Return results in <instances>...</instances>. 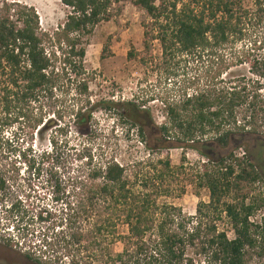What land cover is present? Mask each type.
<instances>
[{
	"label": "trees",
	"instance_id": "trees-1",
	"mask_svg": "<svg viewBox=\"0 0 264 264\" xmlns=\"http://www.w3.org/2000/svg\"><path fill=\"white\" fill-rule=\"evenodd\" d=\"M249 1L256 19L262 20L264 0ZM58 2L66 10V15L63 23L51 33L38 29L37 16L31 8L0 3L1 128L21 123L33 132L45 126L48 121L43 122L39 100H51L55 88L64 81L67 86L62 93L66 96L71 76L80 80L74 85L75 103L62 112L52 113V116L55 115L57 120H61L62 116L73 120L78 131L86 128L90 108L86 109L87 87L80 79L84 75L81 40L89 36L98 24L110 21L122 3H129L147 19V23L140 25L142 47L148 50L155 42L161 56L170 55L173 50L185 56L200 52L214 57L229 39L240 34L241 20L248 16L247 11L241 8L240 0ZM261 44L257 49L260 51L258 58L245 59L255 77V85L260 83L252 95L246 93L244 86L230 84L219 87L216 84L211 85L208 91L186 98L179 106L167 105L164 108L165 123L158 129L161 139L164 142L173 141L179 149L193 148L206 141L224 148L229 142L237 143L244 137L258 136L260 126L264 127V111L261 109L264 107V93L261 92V96L257 93L264 86V40ZM127 57L130 59L131 53ZM102 58L103 50L100 54ZM220 75L219 69L212 79H218ZM35 104L36 112H33ZM240 107H245L247 113L239 122L235 112ZM139 114L142 113L137 109H128L125 118L133 120ZM49 144L53 143L50 141ZM47 156L41 154L40 158L46 159ZM83 160L88 169L86 181L90 184L86 190L88 200L100 201L107 212L112 211L114 221L107 216L102 225L83 235L67 227L71 218L63 219L61 230L67 232L71 248L85 250L89 246L97 245L96 248H99L97 238L102 235L113 238L116 224L124 227L125 234L115 237L120 250L114 255L101 254L99 264H249L250 254H254L259 261L263 258L264 210L258 223H253L250 218L259 206L253 200L245 204L247 188L261 178L248 161L238 160L229 153L211 165L208 162L201 164L196 186L206 190L207 203L198 202L194 216L183 217L178 209L155 205L160 193L149 190L147 180L141 183L139 191H134V183L126 176L125 168L112 160L99 167L91 166L89 155ZM3 190L4 183L0 178V194ZM90 190L93 193L90 194ZM54 192L52 200L57 204L61 202L57 186ZM226 199L229 202L224 201ZM81 205L82 202H75L74 207ZM63 207L64 211H70L69 207L73 206L72 203H65ZM0 209L10 220L9 227L17 231V227L11 224L17 225L22 220L24 212L20 204H6L0 196ZM221 217L228 222L231 239L217 230L215 223ZM3 243L13 247L11 240ZM42 248L43 245L38 247L37 256L44 254L39 251ZM188 252L197 258V262L188 256ZM67 264L81 263L77 258L70 257Z\"/></svg>",
	"mask_w": 264,
	"mask_h": 264
},
{
	"label": "rangeland",
	"instance_id": "rangeland-1",
	"mask_svg": "<svg viewBox=\"0 0 264 264\" xmlns=\"http://www.w3.org/2000/svg\"><path fill=\"white\" fill-rule=\"evenodd\" d=\"M240 1L241 8L248 13L239 25L240 34L229 39L214 57L200 52L185 56L173 50L170 55L161 56L155 42L144 50L140 25L147 23V19L127 2L120 4L110 21L98 24L81 40L84 75L80 79L87 87L86 109L90 108L86 128L78 131L73 120L65 116L57 120L52 116L74 105V85L80 80L72 76L66 96L62 93L67 86L64 81L55 88L51 100H39L43 122L48 123L38 131L30 132L21 123L0 127V178L4 183L0 196L6 204L18 202L24 212L21 222L11 224L17 227V232L10 233L5 231L10 220L0 209V245L11 240L15 252L29 256L37 264H67L70 257L77 258L81 264H99L101 254L114 255L120 250L115 240L117 235L125 234L120 225H115L113 238L102 235L97 238L99 248L96 245L85 250L71 248L67 232L61 230L63 219H77L70 224L66 222L67 227L83 235L102 225L107 216L114 221L112 211L107 212L100 201L88 200L86 190L90 184L86 181L88 169L83 160L87 155L94 167L109 160L124 167L126 176L134 183V191H139L141 183L147 180L149 190L160 193L155 199L156 206L172 207L183 217H193L196 204L207 203L206 190L196 186L201 164L211 165L231 153L236 159L252 164L260 175L261 180L247 188L245 201L247 204L253 200L259 206L250 218L258 223L264 210L262 125L258 136L229 142L224 148L206 141L193 148L179 149L171 140L164 142L158 131L165 123V106H179L186 98L210 90L211 85L244 86L249 96L260 86V83L255 85L245 59L260 56L257 49L264 40V18L256 19L249 0ZM0 3L31 8L37 16L38 29L46 33L61 25L66 15L58 0H0ZM219 69L221 75L213 80ZM261 92L264 93V86L258 95ZM132 108L142 114L127 120L125 115ZM245 109L237 108V121L247 113ZM261 109L264 111V107ZM41 154L48 156L42 159ZM55 186L61 199L57 204L52 200ZM79 201L81 207H74ZM65 203H72L70 211L63 210ZM215 224L218 231L232 238L226 219L221 217ZM40 245L44 248L39 251L44 254L37 256ZM188 256L197 262L191 252ZM262 263L264 256L259 261L254 254L249 255V264Z\"/></svg>",
	"mask_w": 264,
	"mask_h": 264
},
{
	"label": "flooded vegetation",
	"instance_id": "flooded-vegetation-1",
	"mask_svg": "<svg viewBox=\"0 0 264 264\" xmlns=\"http://www.w3.org/2000/svg\"><path fill=\"white\" fill-rule=\"evenodd\" d=\"M4 244L0 245V264H37L35 261L29 259V257L25 255H19V253L13 250V247H10L7 250Z\"/></svg>",
	"mask_w": 264,
	"mask_h": 264
},
{
	"label": "built area",
	"instance_id": "built-area-1",
	"mask_svg": "<svg viewBox=\"0 0 264 264\" xmlns=\"http://www.w3.org/2000/svg\"><path fill=\"white\" fill-rule=\"evenodd\" d=\"M5 231H7V232H10V233H13L14 232V230H12L10 227H8V229H5ZM15 232H17V231H15ZM226 235V234H225ZM227 237V236H226ZM16 240V239H15ZM0 242H1V240H0Z\"/></svg>",
	"mask_w": 264,
	"mask_h": 264
}]
</instances>
